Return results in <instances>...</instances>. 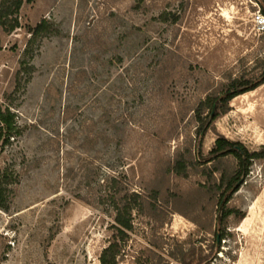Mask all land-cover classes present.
<instances>
[{
	"label": "rangeland",
	"instance_id": "1",
	"mask_svg": "<svg viewBox=\"0 0 264 264\" xmlns=\"http://www.w3.org/2000/svg\"><path fill=\"white\" fill-rule=\"evenodd\" d=\"M259 10L264 0L23 3L21 27H0V102L21 128L0 147V169L18 173L0 208V264H100L113 241L116 264H264V157L243 173L233 154L209 152L218 136L264 151V83L210 123L194 114L264 69ZM42 19L55 32L31 38ZM121 172L143 197L123 239L104 200ZM237 175L236 189L216 188ZM222 191L237 213L220 222Z\"/></svg>",
	"mask_w": 264,
	"mask_h": 264
},
{
	"label": "trees",
	"instance_id": "2",
	"mask_svg": "<svg viewBox=\"0 0 264 264\" xmlns=\"http://www.w3.org/2000/svg\"><path fill=\"white\" fill-rule=\"evenodd\" d=\"M33 0H0V27L5 32H12L21 27V23L18 18V12L23 3H30ZM27 32L30 33L31 38H35L40 33H53L55 29L52 25L44 19L40 20L34 26H26ZM30 38V39H31ZM2 46L0 43V50ZM28 42L23 50L24 54L29 53ZM23 65V61L20 62ZM24 67V66H23ZM17 71V75L20 72ZM27 73L31 71V65H25L23 68ZM264 83V69L261 73L253 78L232 79L226 83L219 95H208L197 104L194 114L195 119L200 122L201 126L204 121L210 123L220 113L225 111V108L229 101L235 96L244 92L250 91ZM205 110H208L205 113ZM205 113V114H204ZM15 113L10 108L9 104L0 102V147L5 148L13 146L17 142L18 137L21 135V128L16 122ZM210 154L213 158L223 156L227 154H233L239 161L240 171L247 172L248 161L256 157H264V151H249L242 144L231 141L224 136H218L210 149ZM174 169L177 173H181L184 169L181 161L175 162ZM124 173L112 174L107 178L106 190L104 200L109 209L113 211V227L117 231L115 238L119 235L120 239L126 236V230L132 227V212L139 211L143 205L142 192L138 190H131L129 184L123 181L125 178ZM18 173L14 169L13 165H6L0 169V208L7 209V200L12 191V184L17 182ZM239 180V175L228 180L225 177H221L216 188L221 189L225 186L223 191H227L230 188L236 189L235 183ZM221 192V197L218 203L221 205V215L219 221L228 217L232 213L237 212L234 209L226 207V202L229 196H226L222 200L224 192ZM219 222V223H220ZM223 237V234H218V240ZM119 239V238H118ZM118 253V243L113 241L101 250L99 255L100 264H116V257Z\"/></svg>",
	"mask_w": 264,
	"mask_h": 264
},
{
	"label": "built area",
	"instance_id": "3",
	"mask_svg": "<svg viewBox=\"0 0 264 264\" xmlns=\"http://www.w3.org/2000/svg\"><path fill=\"white\" fill-rule=\"evenodd\" d=\"M253 20L258 29L264 31V14L260 10L255 12Z\"/></svg>",
	"mask_w": 264,
	"mask_h": 264
}]
</instances>
